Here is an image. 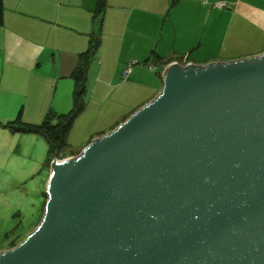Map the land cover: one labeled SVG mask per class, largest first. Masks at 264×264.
<instances>
[{
    "label": "water",
    "instance_id": "95a60500",
    "mask_svg": "<svg viewBox=\"0 0 264 264\" xmlns=\"http://www.w3.org/2000/svg\"><path fill=\"white\" fill-rule=\"evenodd\" d=\"M0 264H264V55L173 65L162 94L52 166Z\"/></svg>",
    "mask_w": 264,
    "mask_h": 264
},
{
    "label": "crops",
    "instance_id": "0c3cea01",
    "mask_svg": "<svg viewBox=\"0 0 264 264\" xmlns=\"http://www.w3.org/2000/svg\"><path fill=\"white\" fill-rule=\"evenodd\" d=\"M3 4L1 122L21 114L40 125L50 113L69 114L81 57L100 39L85 108L67 138L70 151L85 150L153 103L172 63L207 66L264 55V0H105L99 16V0Z\"/></svg>",
    "mask_w": 264,
    "mask_h": 264
},
{
    "label": "rangeland",
    "instance_id": "374dc122",
    "mask_svg": "<svg viewBox=\"0 0 264 264\" xmlns=\"http://www.w3.org/2000/svg\"><path fill=\"white\" fill-rule=\"evenodd\" d=\"M20 115L0 121V124L14 123ZM22 122L39 125L27 122L24 117ZM9 133L10 130L0 126V255L14 250L8 249L19 236L21 238L15 242L17 247L39 229L45 216L46 183L52 170L45 137L31 133H18L15 137ZM79 151L81 149L68 150L66 154ZM76 155L59 160L65 161Z\"/></svg>",
    "mask_w": 264,
    "mask_h": 264
},
{
    "label": "trees",
    "instance_id": "16d2710c",
    "mask_svg": "<svg viewBox=\"0 0 264 264\" xmlns=\"http://www.w3.org/2000/svg\"><path fill=\"white\" fill-rule=\"evenodd\" d=\"M105 6V0H99V8L96 16H99L104 12ZM3 16L4 4L3 0H0V25L3 23ZM99 46L100 39L98 37H95L92 41L89 53H86L81 57L80 66L77 72L75 73L74 77L76 81V91L73 109L69 114L56 115L50 113L41 125H25L22 122L21 115L14 123H10L8 125L0 124L1 127L10 130L14 134L31 133L42 135L43 137H45L49 144L50 167L54 159H63L65 158V156H67L66 153L69 150V145L67 142L69 131L71 130L76 118L82 113L85 108L88 75L91 65V59L95 52L99 49ZM130 66L133 68L134 65H129L126 70H128ZM46 199H48V195H46ZM19 238H21V236H19L16 240H19ZM16 240L12 243L8 250L16 248L18 246L17 243H15Z\"/></svg>",
    "mask_w": 264,
    "mask_h": 264
},
{
    "label": "built area",
    "instance_id": "2783aa9c",
    "mask_svg": "<svg viewBox=\"0 0 264 264\" xmlns=\"http://www.w3.org/2000/svg\"><path fill=\"white\" fill-rule=\"evenodd\" d=\"M217 8H219V9H225V8H226V4H225V3H220V4L217 5ZM134 64H136V63H133L132 65H134ZM173 65H174V66H175V65H179V66H182V67H187V66H190V65H192V64H185V65H182V64H180L179 62H175V63L170 64V65L168 66V68L171 67V66H173ZM168 68H167V70H168ZM131 72H132V67L130 66V67L128 68V70L126 71V74H130ZM71 158H73V157H71ZM65 160H68V159H65ZM57 161H62V160L54 159L51 165L53 166ZM51 174H52V170H51ZM50 178H51V175H50Z\"/></svg>",
    "mask_w": 264,
    "mask_h": 264
}]
</instances>
